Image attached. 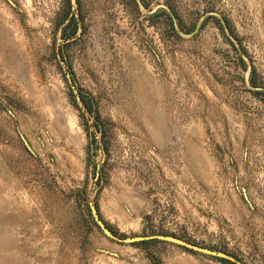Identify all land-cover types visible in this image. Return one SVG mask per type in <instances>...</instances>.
<instances>
[{"label": "rangeland", "instance_id": "obj_1", "mask_svg": "<svg viewBox=\"0 0 264 264\" xmlns=\"http://www.w3.org/2000/svg\"><path fill=\"white\" fill-rule=\"evenodd\" d=\"M137 1L0 0V264H264V0Z\"/></svg>", "mask_w": 264, "mask_h": 264}, {"label": "water", "instance_id": "obj_2", "mask_svg": "<svg viewBox=\"0 0 264 264\" xmlns=\"http://www.w3.org/2000/svg\"><path fill=\"white\" fill-rule=\"evenodd\" d=\"M72 84V82H71ZM73 85V84H72ZM91 213L93 216V219L96 223V225L99 227V229L104 233L106 237L109 239L120 243V244H135L139 242H144V241H162V242H168L172 244H176L178 246L184 247L188 250H192L197 253L205 254L214 258H219L222 260H225L231 264H244L241 260L226 254L224 252H218L214 251L211 249L203 248L200 246L193 245L191 243L186 242L185 240H182L180 238H177L172 235H165V234H156L152 236H138V237H121L117 234H115L108 226L107 224L101 219L98 210L95 205H91Z\"/></svg>", "mask_w": 264, "mask_h": 264}, {"label": "trees", "instance_id": "obj_3", "mask_svg": "<svg viewBox=\"0 0 264 264\" xmlns=\"http://www.w3.org/2000/svg\"><path fill=\"white\" fill-rule=\"evenodd\" d=\"M137 4H138V1L137 0H134ZM173 9V11L175 12V14L176 15H178L177 13H176V10L174 9V8H172ZM166 16V20H167V22H168V24H169V26L171 27V29L175 32L176 31V23H175V17H174V15H172L171 13H170V11H167V10H162L161 12H159V13H155L153 16H152V19H155V18H158V17H160V16ZM72 20H76V17L75 16H73V18L71 19V22H72ZM179 23H180V27H181V29L185 32V33H190L192 30H186V28L182 25V23L179 21ZM76 29H77V25H76V28L68 35V36H74V35H76ZM176 33H177V31H176ZM69 39V38H68ZM67 39V40H68ZM254 74H255V71H253L252 72V77H251V83H252V85L254 86V87H257V85H258V82L254 79ZM81 101H82V103L86 106V101L84 100V98H82L81 99ZM113 231V230H112ZM115 234H117L115 231H113ZM153 242H156V240H154V241H144V242H139V243H136V244H147V243H153ZM222 260V259H221ZM222 261H225V260H222ZM225 262H227V261H225ZM229 263V262H228ZM231 264V263H230Z\"/></svg>", "mask_w": 264, "mask_h": 264}]
</instances>
